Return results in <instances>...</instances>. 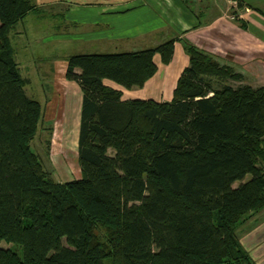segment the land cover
Returning <instances> with one entry per match:
<instances>
[{
	"label": "trees",
	"instance_id": "obj_1",
	"mask_svg": "<svg viewBox=\"0 0 264 264\" xmlns=\"http://www.w3.org/2000/svg\"><path fill=\"white\" fill-rule=\"evenodd\" d=\"M34 1L0 0V243L18 249L0 246V264H255L238 228L264 209V85L213 87L243 75L184 40L170 101L123 99L104 80L142 87L174 38L70 55L81 177L54 182L29 145L42 111L9 41Z\"/></svg>",
	"mask_w": 264,
	"mask_h": 264
},
{
	"label": "crops",
	"instance_id": "obj_2",
	"mask_svg": "<svg viewBox=\"0 0 264 264\" xmlns=\"http://www.w3.org/2000/svg\"><path fill=\"white\" fill-rule=\"evenodd\" d=\"M239 1L241 4L238 6L236 1H231L230 6L223 9L217 0H35L38 10L49 11L50 43L78 42L79 48L75 50L68 44H59L58 51L62 49L65 53L44 57L30 58L23 55L22 51L18 53L15 48L18 46L21 50L23 29L17 31L14 26L23 22L29 13L11 28L9 41L19 70V56L29 63L32 60L33 66L35 62L43 65L44 59L41 58L52 59L53 66L62 61V80L56 83L51 78V82L61 84V87L66 83L80 89L76 82L65 77L66 60L73 53H111L105 49H113L121 41L138 44L139 48L125 52L136 51L177 37L170 62L163 64L160 56L155 54L153 59L157 70L140 89H125L111 80H104L106 85L121 90L123 99L169 101L181 71L189 64L180 40H188L215 57L220 56L222 51H228L225 54L232 57L228 61L229 65L240 70L243 76L249 75L251 82H255L253 75L257 71L264 74V0ZM228 9L236 12L243 26L240 21L239 24L233 21ZM239 228V240L243 248L255 264H264V209L249 216Z\"/></svg>",
	"mask_w": 264,
	"mask_h": 264
},
{
	"label": "rangeland",
	"instance_id": "obj_3",
	"mask_svg": "<svg viewBox=\"0 0 264 264\" xmlns=\"http://www.w3.org/2000/svg\"><path fill=\"white\" fill-rule=\"evenodd\" d=\"M217 1H220L219 4L223 9L229 7L231 1H236L235 4L237 6L241 4L239 0ZM230 10L231 9H228V12H231L230 15H233V21H236L237 24H239L238 21L241 22L239 16L235 11ZM47 13H49L48 9L38 10L36 8L29 12L28 16L25 17L23 22H18L14 26V30L20 31L23 29L20 41L21 50L17 48L18 46L15 48L18 53L22 51L23 55L28 57L30 56V58L32 56L44 57L53 55L55 53H65V50L62 49L58 51L57 47L59 44H68L69 46H72L73 49L75 47V50L79 48L78 42L60 41L56 42L55 45L52 42L50 43V36L48 35L49 17ZM126 19L129 20V18ZM240 25L242 26V24ZM174 39L176 41L178 40L177 37H174ZM180 42L183 48L184 42H182L181 40ZM42 43L44 44L43 47ZM116 46L117 47H114L113 49L108 48L105 50L111 52H125L128 50H133L134 48H139V45L134 42L124 41H121L120 45ZM53 47L55 50L53 49ZM198 49L209 54L214 59L219 61V63L230 66L228 61L230 60V58L232 59V57L225 54V52L227 53L228 51H222L220 52L222 54H219L220 56L215 57L207 50H203L201 48ZM229 54L232 53L229 51ZM19 59L21 61L20 71L22 73V76L27 79L24 90L29 98H32L39 102L42 111L37 132L29 143L31 150L38 155L42 163L43 170L47 174L48 178H50L52 181L62 183L74 179H79L81 177V174L78 165L77 139L82 92L80 89L68 86L66 83H64V85L61 87V84L56 85L51 82L52 79H54L56 83L62 80V74H60V69H62L64 65L62 61H58L57 66H53L51 64L52 59L41 58L44 59L41 63L43 65H39L37 64L38 62H35V65L33 66L32 60L29 63L27 60L21 58L20 56ZM234 70L241 73V71L238 69ZM54 72H57L55 76L53 75ZM210 79L212 86L215 88L218 87L219 84L222 85L224 83L233 87H237L241 84H248L252 87L264 85V74H262L261 71H257L253 75V80L255 82L250 81L249 75L243 76V79L241 81L227 79L222 83L219 82V80H217L216 78ZM259 82H263V84H259ZM140 88L141 87H135L132 89ZM262 146H264V141L262 142ZM261 163L264 166V162ZM249 177L250 175H246V179H248ZM237 185L238 183L235 184V186ZM0 246L5 249L10 248L12 250H18L17 247L12 243H7L4 241L0 243Z\"/></svg>",
	"mask_w": 264,
	"mask_h": 264
}]
</instances>
